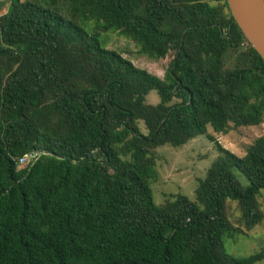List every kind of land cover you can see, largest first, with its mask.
Instances as JSON below:
<instances>
[{
    "label": "trees",
    "instance_id": "1",
    "mask_svg": "<svg viewBox=\"0 0 264 264\" xmlns=\"http://www.w3.org/2000/svg\"><path fill=\"white\" fill-rule=\"evenodd\" d=\"M2 2L0 264L264 261V247L246 258L225 248L242 235L229 201L246 230L264 220V136L238 157L209 135L219 156L196 202L157 205L152 190L157 149L264 121V61L227 0ZM103 33L153 60L173 53L164 79L106 48ZM31 153L39 159L20 167Z\"/></svg>",
    "mask_w": 264,
    "mask_h": 264
},
{
    "label": "rangeland",
    "instance_id": "2",
    "mask_svg": "<svg viewBox=\"0 0 264 264\" xmlns=\"http://www.w3.org/2000/svg\"><path fill=\"white\" fill-rule=\"evenodd\" d=\"M2 1L0 0V16L7 12L9 4L5 3L3 6ZM83 27L86 31L92 29L91 25L87 24H84ZM100 40L109 50L121 53L137 68L146 70L160 79H164L165 73L174 58L173 53H169L166 58L159 60L140 55L139 48L134 42L112 33H103ZM159 101L157 93L153 92L147 97V104L149 105H157ZM139 125L143 133H146L144 125L142 123ZM209 135H213V138L225 149L238 157H243L247 149L258 138L264 136V121L257 127L236 128L230 125L228 134H216L209 127L208 136L198 137L185 146L180 148L164 146L157 149L155 166L158 179L152 185L153 197L157 205H163L177 195L186 196L190 201L196 202L195 190L198 186V180L205 178L207 171L219 156L216 144L211 142ZM235 175L243 186H248L249 183L243 175L238 172H235ZM259 203L264 212V190L259 197ZM227 215L235 230L242 234L235 239H225L227 252L238 258H246L259 252L264 247V220L252 231L246 230L241 222L238 204L231 201L227 203ZM257 264H264V261Z\"/></svg>",
    "mask_w": 264,
    "mask_h": 264
},
{
    "label": "water",
    "instance_id": "3",
    "mask_svg": "<svg viewBox=\"0 0 264 264\" xmlns=\"http://www.w3.org/2000/svg\"><path fill=\"white\" fill-rule=\"evenodd\" d=\"M234 21L264 61V0H227Z\"/></svg>",
    "mask_w": 264,
    "mask_h": 264
},
{
    "label": "built area",
    "instance_id": "4",
    "mask_svg": "<svg viewBox=\"0 0 264 264\" xmlns=\"http://www.w3.org/2000/svg\"><path fill=\"white\" fill-rule=\"evenodd\" d=\"M40 157L39 153H31L29 155L24 156L19 160L20 167L25 165H31L35 163Z\"/></svg>",
    "mask_w": 264,
    "mask_h": 264
}]
</instances>
